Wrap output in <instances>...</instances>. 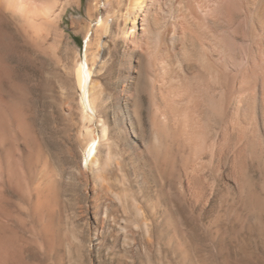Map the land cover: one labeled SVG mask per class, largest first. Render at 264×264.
<instances>
[{"label": "bare ground", "instance_id": "6f19581e", "mask_svg": "<svg viewBox=\"0 0 264 264\" xmlns=\"http://www.w3.org/2000/svg\"><path fill=\"white\" fill-rule=\"evenodd\" d=\"M69 4L79 0H0V182L18 178L40 210L56 180L29 113V96L47 88L30 50L58 41ZM74 22L85 51L63 87L81 174L105 180L113 150L127 145L155 154L171 198L200 199L247 151L264 150V0H98L89 20ZM116 67L114 90L106 80Z\"/></svg>", "mask_w": 264, "mask_h": 264}, {"label": "rangeland", "instance_id": "374dc122", "mask_svg": "<svg viewBox=\"0 0 264 264\" xmlns=\"http://www.w3.org/2000/svg\"><path fill=\"white\" fill-rule=\"evenodd\" d=\"M97 1L66 6L58 41L30 50L35 79H45L47 88L29 96V113L56 188L40 210L37 198L23 195L18 178L0 182V264H264V150L247 151L236 171H227L200 199L171 198L155 154L127 145L113 150L105 180L81 174L87 171L82 142L63 85H70L73 56L85 51L74 21L89 20ZM111 74L106 84L115 90L117 67ZM144 116L150 140L149 110ZM143 219L150 225L142 226Z\"/></svg>", "mask_w": 264, "mask_h": 264}]
</instances>
